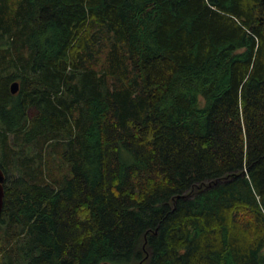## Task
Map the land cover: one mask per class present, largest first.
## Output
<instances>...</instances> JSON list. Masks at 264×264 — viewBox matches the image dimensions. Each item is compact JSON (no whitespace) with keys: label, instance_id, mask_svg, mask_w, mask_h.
Masks as SVG:
<instances>
[{"label":"trees","instance_id":"trees-1","mask_svg":"<svg viewBox=\"0 0 264 264\" xmlns=\"http://www.w3.org/2000/svg\"><path fill=\"white\" fill-rule=\"evenodd\" d=\"M0 167V264H264L263 1L0 0Z\"/></svg>","mask_w":264,"mask_h":264},{"label":"rangeland","instance_id":"rangeland-1","mask_svg":"<svg viewBox=\"0 0 264 264\" xmlns=\"http://www.w3.org/2000/svg\"><path fill=\"white\" fill-rule=\"evenodd\" d=\"M10 140H13V138L11 137ZM28 147L33 148L32 150H30L31 152L28 154V156H38L39 153H42L45 155V166L47 169V172L45 171V173H48V177L47 179H49V173H51L55 178H62L63 175L68 174V168L66 165H62V162L60 160V157L52 154L51 151L48 150V148L46 146H43V144L37 142L36 144L32 143L29 146H22L23 149H27ZM20 147L16 146V147H11V151L12 154H17L16 156L12 155V157H15V159L17 160H22L24 159L23 155H21V153L19 152ZM21 150V152H23L24 150ZM51 152V153H50ZM21 155V156H19ZM53 155V156H50ZM45 169V170H46ZM13 174L18 175V171H15Z\"/></svg>","mask_w":264,"mask_h":264},{"label":"water","instance_id":"water-1","mask_svg":"<svg viewBox=\"0 0 264 264\" xmlns=\"http://www.w3.org/2000/svg\"><path fill=\"white\" fill-rule=\"evenodd\" d=\"M263 4H264V0ZM19 90V82H14L11 85V92L13 94H17ZM6 180V176H5V172L4 170L0 167V216L2 214L3 211V207H4V196H5V189H4V183Z\"/></svg>","mask_w":264,"mask_h":264}]
</instances>
